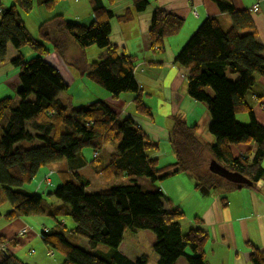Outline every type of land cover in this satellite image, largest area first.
<instances>
[{"label": "trees", "instance_id": "obj_1", "mask_svg": "<svg viewBox=\"0 0 264 264\" xmlns=\"http://www.w3.org/2000/svg\"><path fill=\"white\" fill-rule=\"evenodd\" d=\"M130 1L131 9L118 15L108 8L115 0H86L92 16L88 25L68 21L62 15L53 16L40 23L35 38L20 15L31 11L32 0H10L7 6L0 0V63L5 61L8 45L16 51L27 47L33 54L26 58L19 53L12 58L10 64L19 72V87L15 96L0 99V197L10 205L7 216L42 215L55 221L40 238L47 248L62 254V264H149L145 254L132 261L117 250L126 230H149L153 234L151 248L156 264H178L181 260L184 264H204L210 236L201 228L199 218L193 217L192 225L183 232V211L179 207L166 211L159 188L151 189L135 181L146 178L155 184L189 172L194 176L193 189L203 194L264 183V127L257 124L253 113V108L263 103L264 91L257 90V79L264 76V47L250 16L252 7L237 11L231 0H210L221 14L230 17V25L223 28L215 16L202 20L174 63L186 73V95L206 106L210 117L208 133L215 143L204 142L196 135L197 127L189 126L181 114H174L169 117L167 135L174 162L162 165L148 156V152L157 151L158 144L148 140L133 119H119L109 103L97 100L69 109L58 97L65 94L68 85L44 58L53 52L66 68L75 70L112 99L124 93L134 94L136 113L149 118L150 111L143 104L133 75L134 57L110 43L109 21L127 23L134 14L145 12L150 2ZM58 2L38 0L47 12ZM149 20L147 39L150 48L159 51L163 40L178 34L184 24V19L159 8ZM71 46L78 51L69 54ZM91 46L99 52L96 62L89 63L84 49ZM239 113L247 114V125L237 122ZM34 142L38 145H24ZM110 142L116 147L108 163L100 165V156L92 160V152L101 153ZM251 143L256 146L251 160L246 155L231 156L230 145ZM83 150L91 153L90 161L84 163L91 165L100 179L110 182L125 178L129 183L113 185L102 194H89L85 191L87 182H77V172L69 171L62 173L65 179L52 189L48 178L51 172L41 176L36 192L24 188L41 168L75 159ZM212 165L237 172L247 183L226 185V180L209 168ZM45 177L49 179L47 185ZM64 211L73 221L71 229L58 220ZM82 239L90 251L102 245L110 252L102 258L94 251L81 249ZM245 243L251 249L248 262L264 264L263 252ZM0 245V264H24L3 250L2 242Z\"/></svg>", "mask_w": 264, "mask_h": 264}, {"label": "crops", "instance_id": "obj_2", "mask_svg": "<svg viewBox=\"0 0 264 264\" xmlns=\"http://www.w3.org/2000/svg\"><path fill=\"white\" fill-rule=\"evenodd\" d=\"M231 1L233 6H235V9L239 11L245 9L250 10V8L257 2L258 10L256 13L261 16L255 17L253 15H256V13L250 14L252 16L253 26H255L257 32V37H259V40L264 47V0ZM72 2L74 4H79L80 0H72ZM2 3L4 6H7L10 3V0H2ZM32 4V9L29 12L30 14L33 13L34 4L37 5V9L43 8V10H45L43 6L41 7L40 4H38V0H32ZM61 4L58 2V4L55 5L53 10L50 11V16L48 15L50 12L44 14L41 13L39 9L35 14L36 29L40 26V23L49 20L53 16L62 15L66 20L71 22L74 21L82 25H88L92 20L91 14L88 13L87 18L80 17L78 13H74L73 16L76 17L72 19L71 16L69 17L68 14L64 12L66 10H63L64 8H62ZM66 6L69 9V12L73 13L71 10L72 5ZM108 8L113 11L114 14H123L127 8L131 9V1L115 0V3L112 6H108ZM155 8L162 9L180 19H184L181 31L178 34L163 40V49L160 51L151 49L150 42H148L147 39V29L150 23L149 18ZM213 16L218 17L220 23L229 18L225 13L221 14L217 6H215V4L210 0H150L146 11L134 14V19L132 18L131 21L127 23H120L114 19L109 21L111 33L110 43L118 47V49L123 51L125 54H129L134 57L135 66L133 75L135 82L141 91L143 104L150 111L149 118L140 116L136 113L133 104L135 95L132 93L120 94L117 99H112L104 90V92L99 90L101 99L98 97L90 99L89 97L91 95L89 93L88 80L80 77L71 69L66 68L63 60L52 52L44 57L45 61L57 69L61 78L68 85V90L65 94H59L58 97L67 104L69 109L83 107L88 103L97 100H103L107 104L109 103L111 108L117 113L119 119L124 117L133 119L137 127L143 131L146 138L151 142L158 144L157 151L148 152V156L152 159L155 158L162 165L174 162V156L169 148L167 139L169 117L174 116V114H181L184 116L189 126L197 127L196 135L207 144L213 145L215 143V138L208 133L210 117L207 113V108L202 103L196 101L193 102L189 96L186 95V73L184 69L174 63L176 55L179 53L182 46L188 41V38L196 30L202 20ZM229 25L230 22L228 23L225 21V28ZM11 48L7 46L5 61L0 63V68L1 66H6L5 64L9 63V74H11L12 77L10 78L9 86L11 85L14 91L19 87V72L16 68L11 66L10 61L19 53L26 58H30L33 54L31 49L27 47H25L27 48L26 51H23L22 48L19 49V51H16L14 48L11 50ZM75 48V46H71L69 54L76 53L77 51ZM8 55L13 57L8 58ZM1 74L4 75L3 73ZM12 81L13 84H11ZM86 85L88 88L86 90L82 89L83 87H86ZM257 85L258 91H264V76L257 79ZM95 90V88H92L93 93ZM261 101L264 102V94ZM259 107L260 105L257 104L253 108V113L255 114L257 124L264 127V112L260 111ZM241 119L244 121L243 118ZM241 119L236 118L237 121H241ZM109 144V148L106 144L101 152L102 154L98 159L100 165H105L109 161V156L104 161L102 158L106 147L108 148L110 154L116 147L115 143L110 142ZM229 150L232 157H241L246 155L251 160L254 152L256 151V146L253 143L247 144V146L230 145ZM90 157L91 153L87 150H83L81 155L75 159L46 165V167L41 168L37 173L35 182L28 185V188L26 189L32 193L36 192V184L40 180L41 176L47 175V173L50 172L51 173L48 174V178L50 179L51 187H57L65 179V176L62 175V173H68L69 171H76L78 177H75L74 179L77 182H87V187L85 188L87 189L90 184L87 177L91 176L96 180H102L99 176L94 174L91 165H86L84 163L87 161L89 162ZM262 164L263 163H261V166ZM184 180H186V177L184 173H182L177 174V176L174 177L166 178V180L163 181H156L155 184L149 183L146 179L143 181V185H146L151 189L159 188L161 193L164 195L162 204L166 211L172 208H182V205L185 204V198H181L178 195L183 192L188 194V196L192 195L195 202L199 204L203 203L205 205L204 212H200V215L194 216L199 218L201 228L207 231L210 236L204 256V264H250L247 258L251 249L245 242H249L264 254L263 182L260 181L253 187L223 189L221 191L215 190L210 191V193L203 194L193 189V179L190 180L191 182L188 181V183ZM111 182L112 181L106 183L112 187L113 184ZM49 201L51 202V200ZM137 232L138 231L134 233L126 230L123 234V241L118 246L117 250L125 258H128V255L123 252V249L125 251H129L130 249L127 242H125L124 237L127 233H129L127 234L128 238L132 239ZM133 240V242H136L135 239ZM83 245L84 240L82 239L80 242V248L90 251L88 246L86 249ZM3 247H5V245ZM139 251V255L144 254L141 252V249ZM12 254H14L17 258L20 257L16 254V252H13ZM42 258V256H39V258L34 260L32 263L22 261L23 259L21 257L19 259L24 264H42ZM135 258L128 259L134 261ZM153 259L156 261L155 258Z\"/></svg>", "mask_w": 264, "mask_h": 264}, {"label": "rangeland", "instance_id": "obj_3", "mask_svg": "<svg viewBox=\"0 0 264 264\" xmlns=\"http://www.w3.org/2000/svg\"><path fill=\"white\" fill-rule=\"evenodd\" d=\"M62 3V4H61ZM60 4L62 5V8H64L63 10L65 13L68 14V16L72 19H74L76 16H73L74 13H78V15L80 17L83 18H87V13L91 14L89 11V6H88V2H86V0H80L79 4H74L72 2V0H60ZM66 5L71 6L72 5V12H69V9L67 8ZM41 6V5H40ZM39 6V7H40ZM42 7V6H41ZM41 13H46L45 10H43V8H39ZM37 9V5L34 4V9H33V13H28V14H24V13H20L23 21L25 22L28 32L31 34L32 37L38 38L37 36V29H36V23H35V18H36V13L39 10ZM236 10V9H235ZM44 11V12H42ZM239 11V10H237ZM252 14V13H251ZM250 14V16H251ZM49 16L51 15V12L48 14ZM78 16V17H79ZM253 16H261L258 13H256V15ZM252 17V16H251ZM264 17V15H263ZM225 21H227L228 23L230 22V17L228 19H225ZM225 21L221 22V26L223 28H225ZM9 48L10 45H8ZM74 48V47H73ZM11 50H13L11 48ZM23 51H26L27 48L23 47L22 48ZM76 51H78L77 48H75ZM85 51V56L86 59L89 63L91 62H96V60L98 59V52L99 49L95 46H91V47H87L84 49ZM9 57H13L8 55ZM7 58V59H8ZM4 64V63H2ZM6 66H1L0 68V72L3 73L4 75H2L0 73V99L2 98H11L13 96H15V90L13 91V87L10 85V78L11 74H9V68L10 65L9 63L5 64ZM72 70V69H71ZM73 71V70H72ZM75 72V70L73 71ZM230 79H235L234 76L228 75ZM7 81V82H6ZM6 82V83H5ZM88 85H89V93H90V99L94 98V97H98L101 99V95H99V90H101V92H104L103 89L99 88L98 86L92 84L89 80H88ZM11 84H13V81L11 82ZM92 87L93 89L95 88L96 90L92 91ZM88 87L86 85V87H83L82 89L86 90ZM116 101V100H113ZM112 102V101H111ZM260 108V107H259ZM260 111H263L260 108ZM237 119H241L243 118L244 121H237L238 123H242V124H248V116L245 113H239V115H237L236 117ZM247 122V123H245ZM24 145H26L27 147H34L38 145V142H34V144H29V143H24ZM110 144H107V147ZM241 145H246L247 144H241ZM239 145V146H241ZM106 147L105 151H104V155L102 156L103 161L108 158V156L110 155V152L108 150V148ZM262 166H264V160L262 162ZM185 177H186V181L188 183V181H190L192 178H194L192 173H184ZM88 181H89V188L85 189V191L89 194L91 193H105L110 189V185H108V183H106L103 180H96L95 178H92L91 176L87 177ZM72 180L74 181L75 184H77V182L72 178ZM146 180V178H137L136 179V183L137 184H141L143 185V181ZM194 180V179H193ZM99 181V182H98ZM35 182V179L32 181ZM31 182V183H32ZM191 182V181H190ZM30 183V184H31ZM113 185H123V184H127L129 183L128 180L123 179V180H112L111 182ZM226 185H231L232 184L229 181H225ZM30 184H26L24 186V188H28V185ZM112 185V186H113ZM193 185V184H191ZM53 187H50V189H52ZM204 189V188H203ZM205 190V189H204ZM181 198H185V201L182 205V208H180L183 213L185 214L184 219L182 220V229L183 232L187 229L190 228V225H192V218L195 215H200V212H204V204L203 203H197L194 201L192 195L186 194V193H182L180 195ZM10 205L7 201L3 200L2 197H0V242H2V244L5 245V247L3 248V250L8 251L9 253H13L16 252L17 255H19L23 260L22 261H27L29 262H33L34 260L38 259L39 256H42V264H62V260H63V256L62 254H60L59 252H57L56 250L52 249V248H47L44 243L41 241L40 238V230L42 228H46L49 229L51 226L54 225L55 221L50 219L49 217H45L42 215H38V216H28L27 218L25 217H21L18 215H13V216H7V214L10 212ZM203 210V211H202ZM61 220L63 222V224L65 225V227L67 229H71V227L73 226V221L71 219V217H69L68 214H66V211H64V214L61 215L58 220ZM26 226L27 227V234L24 236H18V230L22 227ZM137 234L135 236L132 237V239L128 238L129 233H127L124 237L125 242H127L128 247H129V251H125L123 249V252L128 255L129 259H133L135 257H137L140 254V249L141 252L146 254L148 256L149 259V264H156V261L153 259L154 255L152 253V248L151 245L153 244V242L155 241V237L153 236V234L149 231V230H137ZM135 239L136 242H133ZM84 240V239H83ZM85 248L87 249V243L84 240V245ZM52 251L53 253V257H48L46 255L47 251ZM95 252V254L97 256H101L102 258L106 257V254H108L110 252V250L102 245H97L96 248L93 250ZM18 257V258H20ZM178 264H184V261L181 260Z\"/></svg>", "mask_w": 264, "mask_h": 264}, {"label": "water", "instance_id": "obj_4", "mask_svg": "<svg viewBox=\"0 0 264 264\" xmlns=\"http://www.w3.org/2000/svg\"><path fill=\"white\" fill-rule=\"evenodd\" d=\"M209 168L212 169L216 174L221 175L225 180L229 181L230 183L232 182L234 184H240V185L247 183V180L237 172L224 171V169H222L218 165H212Z\"/></svg>", "mask_w": 264, "mask_h": 264}, {"label": "built area", "instance_id": "obj_5", "mask_svg": "<svg viewBox=\"0 0 264 264\" xmlns=\"http://www.w3.org/2000/svg\"><path fill=\"white\" fill-rule=\"evenodd\" d=\"M258 10V5H257V2H256V4L251 8V11H252V13H256V11ZM260 108L263 110V112H264V102L263 103H260ZM100 151L101 150H99V151H93L92 153V160H97L98 159V157L100 156ZM44 182L46 183V185L49 183V179L47 178V177H45L44 178ZM40 234L41 233H45V232H47V229L46 228H42L40 231ZM18 236H24V235H26L27 234V227L26 226H24V227H22V228H20L19 230H18ZM39 234V235H40ZM47 253V256L48 257H50V256H53V253H52V251H47L46 252Z\"/></svg>", "mask_w": 264, "mask_h": 264}, {"label": "bare ground", "instance_id": "obj_6", "mask_svg": "<svg viewBox=\"0 0 264 264\" xmlns=\"http://www.w3.org/2000/svg\"><path fill=\"white\" fill-rule=\"evenodd\" d=\"M253 7V6H252ZM132 18H130V20H131ZM134 19V18H133Z\"/></svg>", "mask_w": 264, "mask_h": 264}]
</instances>
